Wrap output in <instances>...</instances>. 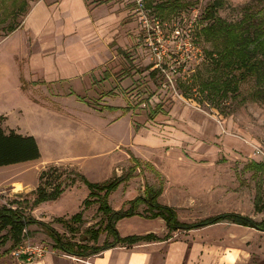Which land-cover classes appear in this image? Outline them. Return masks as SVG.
Returning a JSON list of instances; mask_svg holds the SVG:
<instances>
[{"label": "rangeland", "instance_id": "1", "mask_svg": "<svg viewBox=\"0 0 264 264\" xmlns=\"http://www.w3.org/2000/svg\"><path fill=\"white\" fill-rule=\"evenodd\" d=\"M32 1L0 0V40L10 35L11 29L19 28ZM118 1L125 3L129 9L128 19L133 23L125 32L127 42L121 48L123 53L117 51L119 60L116 63L118 67L116 72L108 70L104 72V75L111 76L117 83L125 80L126 86L120 91L116 90L117 86H111L110 89L98 91L95 94H76L68 91L56 93L48 88L49 86L24 77V64L19 56L13 54L14 51L19 54V50H16L14 46L20 34L0 41V123H5L8 119L6 124L10 127L21 128L19 133H25L28 129L35 132L39 138L37 143L41 152V157L26 168L25 187L21 190H11L8 179L1 180L8 174L9 169H0V207L10 208L22 217H32L35 221L45 223L52 227L64 241L91 244L87 230L101 224L99 220L101 215L97 212L85 214V218L80 223L69 220V217L65 218V216H40L36 211L34 214L30 212L29 203L38 194L36 190L39 183L36 182L38 174L41 169L56 165L61 169L55 173L58 179L70 177V171L78 170L89 181L95 182L117 175L119 169H122L119 175L126 173L130 167L136 165L135 170L131 171L132 177L128 180L130 184H120L111 193L110 202L114 206H120L124 200L135 198L143 185L149 184L157 188L160 183L164 184L165 177L153 170L148 162L133 156L131 153H134V149L131 145L135 127L143 124L145 119L146 123L151 125L147 127L148 129L155 127L158 134L162 133L165 123L158 120L159 111H152L157 104H161L165 107V110L162 108L161 111L166 116H169L171 112L176 116L181 109L184 113L185 110L189 111L185 115L186 118L188 116L192 118V112L206 118L207 136L200 139L193 134H187L188 130L182 126L174 124L175 128H181L186 136L184 138L182 135V140H176L177 143L173 142L168 147L170 153H176L182 159L185 157L194 159V155L201 157V154L204 159H194L195 163L214 166V170L205 173L208 175L207 182L215 180L216 191L222 193L219 199L220 205L206 207L201 214L215 216L221 210H238L244 213L253 212L249 217L254 221H261L264 219V211H256L255 208L251 210L256 193V179L251 176L250 171L243 170L244 164L251 157H255V160H264V157L253 154L254 147L264 152V102L254 101L251 98L253 81L240 85L237 98L231 96L220 98L217 94L201 92L198 85L209 73L208 61L203 57L205 52L202 57L197 56L184 63L179 61L180 58L174 63L168 61L165 69H157L154 76L149 75L151 67L148 65H151L154 59L144 44L137 17L135 13H131L133 3L129 2L130 0ZM159 1L162 0H150V4L154 8L155 3ZM182 1L189 3L187 7L179 14L165 18L164 21L167 22L168 27L179 21L178 26H173V29L177 27L181 35L186 32L189 23L192 22L194 29L191 33L193 37H196L195 41L201 51L209 49L210 44L203 41L199 33L201 26L207 23L205 20L207 7L213 0ZM246 4L260 7L262 2L260 0H223V6L216 10V15L228 21L237 20L241 16V7ZM182 37L184 38L185 35ZM178 41H182L181 38ZM174 42L167 40L165 44L174 49L172 46ZM242 97L245 99L241 100ZM106 103L115 104L116 107L104 108ZM178 120L182 121V118L178 117ZM211 130H215L212 133L216 138L209 135ZM225 135L238 138L243 147L229 152V147L223 144ZM214 150L217 155L212 158L209 152ZM259 179L264 200V174L260 175ZM70 197L74 202V196ZM69 200L70 198L68 202ZM16 201H20V204ZM66 206L65 203L62 205L63 208ZM145 207L144 204H140L138 208L142 215L148 213ZM196 218L198 219L199 216ZM177 221L182 224L196 223L178 218ZM122 226L140 227V221L126 219ZM177 230L187 229L167 228L165 235ZM12 233L9 225L0 228V264H5L12 257H17L13 253L17 249L37 245H43L47 249L54 248V241L48 235V230L37 222L25 226L19 245L12 246L15 248L13 252H10L7 249L13 245ZM101 233L97 239L98 245L112 239V236L105 231ZM248 237V234H244L240 238L243 240ZM259 237L254 239L260 242L262 236ZM153 238L156 236L153 235Z\"/></svg>", "mask_w": 264, "mask_h": 264}, {"label": "crops", "instance_id": "2", "mask_svg": "<svg viewBox=\"0 0 264 264\" xmlns=\"http://www.w3.org/2000/svg\"><path fill=\"white\" fill-rule=\"evenodd\" d=\"M128 12L125 3L118 0H33L19 28L10 32L8 38L4 39L21 35H17L14 46L19 50V54L16 51L13 54L19 56L24 64V77L49 86L48 88L56 93L68 91L76 94H95L110 89L111 86H117L116 90L120 91L126 86V81L114 82L113 78L105 76L104 72L108 70L116 72L118 68L117 51L127 42L125 32L133 23L128 19ZM104 105V108L116 107L111 103ZM162 112L160 110L157 117L165 123L161 134L156 132L155 127L148 129L147 127L151 125L146 123V119L143 124L135 127L131 145L134 153L131 154L148 162L153 170L165 177L162 191L157 198L161 204L173 208L179 220L202 221L212 216L201 214L206 207L220 205L222 193L216 191L215 180L207 182L208 175L205 173L214 170V166L195 163L194 159H204L201 154V157L194 155V159L190 157L182 159L176 153H170L168 147L173 142L177 143L176 140H182V135L186 136L183 130L175 128L174 124L182 126L189 131L187 134H193L200 139L207 136L206 118L195 112H192V118L189 116L186 118L185 115L189 111L185 110L184 113L181 109L176 116L172 112L169 116ZM178 117L182 118V121L178 120ZM7 120L0 123L2 129L5 132L16 129L15 131L19 133L21 128L10 127L6 124ZM25 131L20 134L33 135L39 142L35 132L29 129ZM209 132L210 136L216 138L213 135L215 130ZM223 144L229 147V152L243 147L241 141L232 135H225ZM214 152L216 151L209 152L212 154L210 157H216L217 154ZM35 160L0 166V169H9L8 174L1 180L7 178L11 190H21L25 187L24 172ZM121 172L122 169H119L116 174L119 175ZM199 179L201 181L198 182ZM129 182L122 184L128 185ZM17 187L20 188L16 189ZM143 191L144 185L139 188L136 195L142 194ZM88 194L87 186L77 180L57 199L42 202L30 209V212L34 214L36 211L40 216L70 217L82 209V201ZM70 196H74V202ZM110 196L111 194L108 201L112 208L128 206L126 203L130 199L124 200L120 206H114L110 202ZM64 203L67 206L63 208ZM252 205L251 210L254 209V204ZM97 206L95 202L84 208L82 220L85 214L97 212ZM224 212H236L247 216L253 214L238 210H221L215 215ZM126 219L139 220L140 227H123L122 223ZM116 228L123 237L153 234L156 238H144L133 244H118L84 258L68 255L59 249L45 248L46 252L41 257L29 258L28 254H20L10 258L5 264H264V231L229 221L177 230L165 235L167 227L161 217L150 218L140 213L118 220ZM244 234H248V239L240 238ZM259 236H262L260 242L254 239Z\"/></svg>", "mask_w": 264, "mask_h": 264}, {"label": "trees", "instance_id": "3", "mask_svg": "<svg viewBox=\"0 0 264 264\" xmlns=\"http://www.w3.org/2000/svg\"><path fill=\"white\" fill-rule=\"evenodd\" d=\"M260 1L262 2L260 7H254L251 4L241 7V16L234 21H228L216 15V10L223 6V0H213L207 7L205 15L207 23L201 26L199 34L203 41L210 44L209 49L202 51V54L205 52L204 59L208 61L209 73L198 85L201 92L211 95L217 94L220 98L228 96L237 98L240 85L251 80L253 81L251 98L254 101L264 102V0ZM188 4L182 0H162L155 3L154 10L164 20L179 14ZM188 28H190V33L194 29L193 26H188ZM13 30L15 29H11L10 32ZM185 34L186 32L183 33V35ZM118 52L123 53V50L118 48ZM148 66L151 67V65ZM156 72L157 69H151L148 74L154 76ZM244 99L245 97H242L241 100ZM108 108L114 107L108 106ZM161 109L162 105L157 104L152 111L160 112ZM39 157L40 149L33 135H22L13 129L5 132L0 126V166L35 160ZM130 157L137 160L133 156ZM136 167V165L130 167L128 172L119 176L114 175L101 182H91L76 170L70 171V177L58 179L55 173L61 169L56 165H49L41 169L38 174L39 183L36 187L38 194L29 203V209L42 202L57 199L65 189L74 185L78 180L87 186L89 194L82 201V209L71 215L69 220L80 223L83 209L96 202L98 204L97 212L101 215L99 218L101 224H98L94 229L87 230L90 234L91 244L75 243L62 240L58 233L45 223L35 221L32 217H22L10 208L0 207V228L9 225L13 231L11 234L13 245L7 250L11 252L19 245L23 229L32 222H37L48 230V235L54 241L55 249L81 258L95 255L118 244H133L144 238L151 239L153 238L151 234L123 237L116 228L118 220L140 214L138 212L140 204L146 206L148 213L145 216L150 218L161 217L165 221L166 227L171 230L180 227L188 230L220 221H229L264 231V219L254 221L249 216L236 212L220 213L192 224L179 223L175 210L157 201L163 188L162 183L157 188L146 184L142 194L127 201V207L112 208L108 201L109 195L120 184L127 182L132 177L131 171L135 170ZM243 170L250 171L251 176L256 179V193L253 199L255 210L264 211L262 185L259 179V176L264 174V160H249L244 164ZM16 202L20 204V201ZM102 231L111 235L112 239L105 240L98 245L97 239Z\"/></svg>", "mask_w": 264, "mask_h": 264}, {"label": "built area", "instance_id": "4", "mask_svg": "<svg viewBox=\"0 0 264 264\" xmlns=\"http://www.w3.org/2000/svg\"><path fill=\"white\" fill-rule=\"evenodd\" d=\"M129 2L133 3L132 13H135L139 22L140 33L144 39V44L153 55L154 61L151 63V69H165L168 61L174 63L178 61V58H180L179 61L184 63L197 56L202 57L201 48L194 37H192L190 28L187 29L185 37L183 38L177 30V27L173 29V26H178L179 23H173V25L168 27L167 22L156 14V11L150 4V0H130ZM191 26L192 22L189 23V27ZM179 38L182 41H178ZM167 40L175 41L172 45L174 49L169 48L165 44ZM253 154L261 156L262 158L264 157V152L258 147H254ZM252 159L255 160V157H251L249 160ZM45 252L46 250L43 245H37L17 249L14 251V254H28L29 258H33L41 257Z\"/></svg>", "mask_w": 264, "mask_h": 264}]
</instances>
